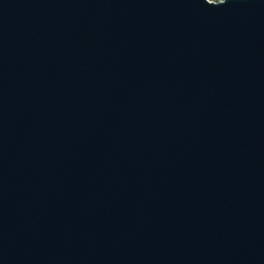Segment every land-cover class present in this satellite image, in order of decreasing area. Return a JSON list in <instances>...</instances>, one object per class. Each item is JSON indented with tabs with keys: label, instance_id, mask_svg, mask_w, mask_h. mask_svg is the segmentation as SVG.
Masks as SVG:
<instances>
[{
	"label": "water",
	"instance_id": "1",
	"mask_svg": "<svg viewBox=\"0 0 264 264\" xmlns=\"http://www.w3.org/2000/svg\"><path fill=\"white\" fill-rule=\"evenodd\" d=\"M0 264H264V0H0Z\"/></svg>",
	"mask_w": 264,
	"mask_h": 264
},
{
	"label": "rangeland",
	"instance_id": "2",
	"mask_svg": "<svg viewBox=\"0 0 264 264\" xmlns=\"http://www.w3.org/2000/svg\"><path fill=\"white\" fill-rule=\"evenodd\" d=\"M215 1H219V0H215Z\"/></svg>",
	"mask_w": 264,
	"mask_h": 264
}]
</instances>
